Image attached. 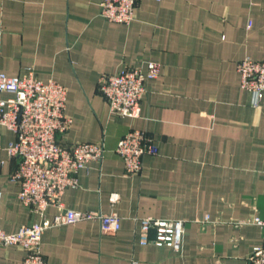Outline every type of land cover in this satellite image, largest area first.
<instances>
[{
	"label": "crops",
	"instance_id": "obj_1",
	"mask_svg": "<svg viewBox=\"0 0 264 264\" xmlns=\"http://www.w3.org/2000/svg\"><path fill=\"white\" fill-rule=\"evenodd\" d=\"M101 2L0 0V71L32 70L65 85L72 123L62 141L106 144L105 159L65 191L66 207L121 218L114 234L98 220L46 230V264H250L264 241L249 222L264 219V97L252 104L238 64L264 59V0H139L130 24L105 19ZM151 61L161 72L147 83L140 117L112 113L100 78ZM132 129L151 133L159 151L128 175L115 149ZM0 134L4 147L15 140L6 128ZM0 159V228L15 233L42 217L19 199L15 160L5 150ZM56 212L49 207L46 217ZM144 217L183 220L181 249L142 245ZM25 256L20 245H0V264H23Z\"/></svg>",
	"mask_w": 264,
	"mask_h": 264
},
{
	"label": "built area",
	"instance_id": "obj_2",
	"mask_svg": "<svg viewBox=\"0 0 264 264\" xmlns=\"http://www.w3.org/2000/svg\"><path fill=\"white\" fill-rule=\"evenodd\" d=\"M139 0H102L101 14L110 22L130 24L135 18ZM2 32L0 31V55ZM242 88L253 95L254 106L264 97V59L244 57L238 64ZM161 72V65L149 62L146 69L126 67L104 75L99 80V91L104 95L112 113L122 117L141 115V101L147 93V83ZM12 93L4 98V93ZM68 88L55 81L43 82L34 71L22 77L9 76L0 71V128L15 134V140L3 146L0 134V152L5 150L16 167L11 180L19 185V199L42 219L31 225H22L15 233L0 228V245H20L26 251L23 264H46L42 251V238L46 230L86 220H98L104 233H116L121 227L117 213L79 211L67 208L63 197L70 187L79 185L78 173L101 163L107 154L104 141L64 143L61 136L70 128L72 119L66 114ZM158 145L151 133L132 129L118 142L115 152L122 158L128 175L143 168L146 155H157ZM4 160L0 159V165ZM113 203L119 195L113 194ZM2 191L0 189V207ZM49 207L57 212L46 217ZM140 222L139 242L142 245L168 246L181 249L185 222L181 219L144 217ZM250 223L264 231V219L255 217ZM153 233V236H152ZM250 264H264V241L256 246Z\"/></svg>",
	"mask_w": 264,
	"mask_h": 264
}]
</instances>
